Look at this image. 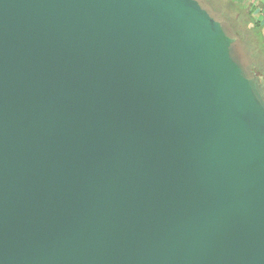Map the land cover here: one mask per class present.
Returning <instances> with one entry per match:
<instances>
[{"label":"water","instance_id":"obj_1","mask_svg":"<svg viewBox=\"0 0 264 264\" xmlns=\"http://www.w3.org/2000/svg\"><path fill=\"white\" fill-rule=\"evenodd\" d=\"M199 0H0V264H264V75Z\"/></svg>","mask_w":264,"mask_h":264},{"label":"rangeland","instance_id":"obj_2","mask_svg":"<svg viewBox=\"0 0 264 264\" xmlns=\"http://www.w3.org/2000/svg\"><path fill=\"white\" fill-rule=\"evenodd\" d=\"M215 16L230 23L231 29L237 36L235 48L239 61L245 67L252 70L264 71V45H260L259 35L263 36L264 31L256 33L253 31V22L243 11L231 6L228 0H202ZM219 20V19H218ZM258 43V44H257Z\"/></svg>","mask_w":264,"mask_h":264},{"label":"trees","instance_id":"obj_3","mask_svg":"<svg viewBox=\"0 0 264 264\" xmlns=\"http://www.w3.org/2000/svg\"><path fill=\"white\" fill-rule=\"evenodd\" d=\"M199 2L202 3V0H199ZM228 2L230 3L231 6H234L235 8L239 9L240 11H243L247 16L250 17L251 21L253 22V28H254L253 31H256V33H260V32L262 31L261 26L259 25V23L256 24V23L254 22V18L250 15V13L246 12L243 8H241L238 4H236V3L234 2V0H228ZM202 5H203V6H204V7L210 12V14H211L212 16L216 17L217 19H219V20L224 24V26H225L227 32H229L233 37L237 38L235 32L232 31L229 22H227V21H225V20H222L221 18L215 16V14L212 13V11H211V10H210V9L204 4V3H202ZM258 36H259V38H260V39L258 40V43H259L260 45H264V39H263V36H262V35H259V34H258ZM237 39H238V38H237ZM258 43H257V44H258ZM236 44H237V41H236V43L234 44L235 48L237 47ZM245 68H246V70L249 72L250 75L255 74V73H256V74H262V75H264V71H263V70H260V69H259V71L257 72V71H255V70H252L250 67H249V68H248V67H245Z\"/></svg>","mask_w":264,"mask_h":264},{"label":"crops","instance_id":"obj_4","mask_svg":"<svg viewBox=\"0 0 264 264\" xmlns=\"http://www.w3.org/2000/svg\"><path fill=\"white\" fill-rule=\"evenodd\" d=\"M241 8L254 18V22L264 31V0H234Z\"/></svg>","mask_w":264,"mask_h":264}]
</instances>
